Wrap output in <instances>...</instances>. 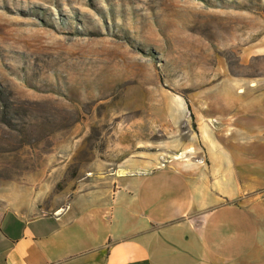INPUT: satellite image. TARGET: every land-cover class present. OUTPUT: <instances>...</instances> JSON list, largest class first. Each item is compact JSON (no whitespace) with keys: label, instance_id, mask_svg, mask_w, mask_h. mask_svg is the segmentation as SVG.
I'll return each mask as SVG.
<instances>
[{"label":"rangeland","instance_id":"374dc122","mask_svg":"<svg viewBox=\"0 0 264 264\" xmlns=\"http://www.w3.org/2000/svg\"><path fill=\"white\" fill-rule=\"evenodd\" d=\"M207 148L264 167V0H0V188L30 216Z\"/></svg>","mask_w":264,"mask_h":264},{"label":"crops","instance_id":"0c3cea01","mask_svg":"<svg viewBox=\"0 0 264 264\" xmlns=\"http://www.w3.org/2000/svg\"><path fill=\"white\" fill-rule=\"evenodd\" d=\"M205 159L124 161L36 216L25 191L0 188V264H264V167Z\"/></svg>","mask_w":264,"mask_h":264}]
</instances>
